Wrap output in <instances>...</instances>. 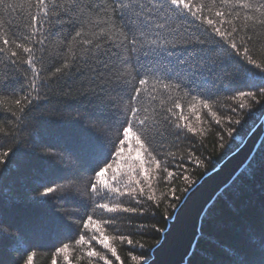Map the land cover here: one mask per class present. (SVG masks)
Instances as JSON below:
<instances>
[{
	"label": "snow or ice",
	"instance_id": "obj_1",
	"mask_svg": "<svg viewBox=\"0 0 264 264\" xmlns=\"http://www.w3.org/2000/svg\"><path fill=\"white\" fill-rule=\"evenodd\" d=\"M225 91L242 101L239 109L264 98V0H0V109L13 119V126L0 124V180L21 166L30 173L61 171L59 152H36L57 147L59 140L34 138L29 153L21 152L19 144L5 146L18 139L21 125L49 92L73 98L79 106L74 127L84 137L83 149L91 153L84 192L90 205H78L90 206L91 214L77 216L80 226L67 238L74 240L76 264H123L116 242L141 249L130 255L132 264H156L144 243L124 233L122 225L131 220L124 214L143 215L132 202L140 203L145 186L159 182L161 172L172 177V149L185 130L194 131L183 123V108L193 111L199 105L211 111ZM44 179L38 178L32 188L34 205L76 200L72 185L53 188ZM175 193L173 187L165 193V212L177 208ZM226 194L236 199L230 205L233 216L222 227L236 232L240 243L217 242L202 249L197 242L188 264H264V153L252 159ZM162 202L157 200L156 207ZM249 211H257L258 224L249 222ZM66 227L63 217L49 212L29 230ZM162 231L152 226V232ZM9 244L18 256L8 264H33V246L0 200V253ZM58 244L55 257L71 264L69 243ZM153 247L159 252L162 245Z\"/></svg>",
	"mask_w": 264,
	"mask_h": 264
},
{
	"label": "trees",
	"instance_id": "obj_2",
	"mask_svg": "<svg viewBox=\"0 0 264 264\" xmlns=\"http://www.w3.org/2000/svg\"><path fill=\"white\" fill-rule=\"evenodd\" d=\"M19 2H23V0H19ZM15 19L19 21L20 17L17 16ZM26 68V65L23 66L19 75L21 82L24 80L22 72ZM47 95L48 98L40 100L38 102L39 107L34 109L32 114L21 125L23 130L19 132L18 139L7 144L5 148H15L19 144L21 152L29 153L33 150L32 141L34 138L59 140L57 147L44 146L37 148L36 152L41 156H45L46 153L59 152L63 157V162L58 163L57 167L61 171L44 168L40 172L33 171L30 173L23 166L19 169L13 168L10 173H5L3 179L0 180V200L17 217L25 239L33 246L32 250L36 253L33 264H51L54 258L58 260V264H66L62 257H55V250L59 246V240L69 243V260L71 264H76L78 253L71 251L74 240L67 238L80 226V221L76 217L85 216L86 211L87 214H91L90 206L87 209L78 206L81 202H87L90 205L88 196L84 192L90 175L85 170L91 164V153L83 149L84 137L79 129L74 127L79 118V106L76 101L71 97H65L58 93L49 92ZM232 95L231 92H221L219 97L216 98L218 103H213L211 111L199 105L193 111H189L187 107L183 108V115L186 117L183 123L190 124L194 131L188 133L185 130L186 135L176 142L178 147L172 149L176 153L175 159L168 160V171L172 173V177L168 178L165 172H161L159 182L153 180L151 188L145 186L144 194L139 197L140 203L136 204L135 201L132 202V206L144 210L143 215L139 213L124 214L131 215V220L125 221L122 225L124 233L130 235V238L133 240H139L144 243L145 252L151 254L154 250L153 245L157 246V238L161 241L169 221L172 220L176 209L187 193L202 178L216 170L228 156L238 150L247 136L263 118L264 98H259V103H251L249 107L239 109L238 105L242 101L233 100L231 98ZM234 107L237 108L236 111L231 110ZM9 117V112L0 109V124L6 121L9 126H13V119ZM218 119L220 123H216ZM236 120H239L240 123H235ZM229 130H231V135H229ZM2 150L0 149V151ZM188 153H191V155H188ZM262 153H264V136L247 164L216 195L206 209L201 219L199 236L192 252L197 250V242H199V246L202 249L215 246L217 242L225 246H236L240 243L236 232L230 228L222 227L223 222L233 216L230 205L236 199L231 194H226V190L248 168L252 159ZM197 160L201 161V163L198 164ZM73 165H76V167H73ZM77 172H79V178L75 176ZM108 175L109 173L105 174L106 177ZM41 177L45 178L44 183L47 186L53 188H57L58 185H72V191L76 196V200L52 199L49 205H34L31 198L35 193L32 191V188L36 187V180ZM186 177L192 181L191 184L187 183ZM169 187L176 189L175 195L179 199L173 201L177 205V208L169 209L165 212L167 200L163 198L165 193L168 192ZM258 188L259 185L257 184L255 194V207L257 211L259 208ZM184 189L187 190L184 191ZM43 190L44 188L41 187L40 191ZM246 191L251 193L253 189L247 187ZM57 194L59 193L52 195L55 196ZM149 195L154 196L155 199L149 201L147 199ZM157 200H163L159 208L156 207ZM257 211H249L247 214L248 220L252 224L259 223ZM49 212L63 217L65 224L69 227L58 230L48 228L38 232L29 230V225L33 222L47 219ZM165 217L168 218L165 219ZM154 224L163 229V231L160 233L152 232ZM80 230L83 231L82 226ZM115 246L123 264H132L130 255H136L141 251L138 247L132 248L130 245L120 244L119 242H116ZM217 251L219 252V249ZM17 256L18 253L15 251V245L9 244L0 253V260L8 264L11 260L16 259ZM116 264H120V262H116ZM185 264H188V259Z\"/></svg>",
	"mask_w": 264,
	"mask_h": 264
},
{
	"label": "water",
	"instance_id": "obj_3",
	"mask_svg": "<svg viewBox=\"0 0 264 264\" xmlns=\"http://www.w3.org/2000/svg\"><path fill=\"white\" fill-rule=\"evenodd\" d=\"M263 136L264 116L238 150L187 193L157 245H162L161 250L157 252L154 248L151 253L156 264L186 263L199 236L201 219L206 209L247 164Z\"/></svg>",
	"mask_w": 264,
	"mask_h": 264
}]
</instances>
